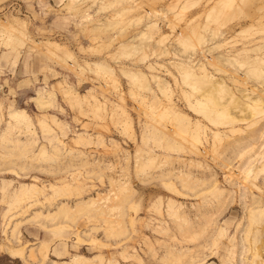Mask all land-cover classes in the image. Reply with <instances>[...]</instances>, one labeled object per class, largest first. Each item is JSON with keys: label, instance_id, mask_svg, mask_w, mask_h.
<instances>
[{"label": "rangeland", "instance_id": "374dc122", "mask_svg": "<svg viewBox=\"0 0 264 264\" xmlns=\"http://www.w3.org/2000/svg\"><path fill=\"white\" fill-rule=\"evenodd\" d=\"M0 264H264V0H0Z\"/></svg>", "mask_w": 264, "mask_h": 264}, {"label": "bare ground", "instance_id": "6f19581e", "mask_svg": "<svg viewBox=\"0 0 264 264\" xmlns=\"http://www.w3.org/2000/svg\"><path fill=\"white\" fill-rule=\"evenodd\" d=\"M14 114H16V112Z\"/></svg>", "mask_w": 264, "mask_h": 264}]
</instances>
